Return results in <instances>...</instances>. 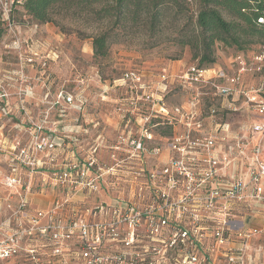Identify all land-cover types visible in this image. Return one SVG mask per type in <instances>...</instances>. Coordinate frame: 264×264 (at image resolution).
I'll use <instances>...</instances> for the list:
<instances>
[{
	"label": "built area",
	"instance_id": "1",
	"mask_svg": "<svg viewBox=\"0 0 264 264\" xmlns=\"http://www.w3.org/2000/svg\"><path fill=\"white\" fill-rule=\"evenodd\" d=\"M10 1L0 0L1 21L22 3ZM3 48L6 195L0 200L7 214L0 220V264L15 258L26 264H258L253 252L262 246L253 249L251 242L264 236L263 51L235 53L224 66L196 63L180 75L165 69L150 81L139 69L125 71L120 128L105 145V161L100 145L63 157L51 109L37 120L29 115L26 97L35 93L13 91L28 78L6 69L2 59L11 47ZM38 56L32 52L25 62ZM176 84L190 96L172 104L167 96ZM58 93L54 105L62 99L83 108L81 96ZM14 95L27 122L15 121ZM245 112L259 121L243 128L228 119ZM47 189L64 194L52 208L32 211L29 195ZM78 194L83 198L74 201ZM248 211L254 224L246 222Z\"/></svg>",
	"mask_w": 264,
	"mask_h": 264
},
{
	"label": "rangeland",
	"instance_id": "2",
	"mask_svg": "<svg viewBox=\"0 0 264 264\" xmlns=\"http://www.w3.org/2000/svg\"><path fill=\"white\" fill-rule=\"evenodd\" d=\"M190 8L196 11L195 0H191ZM104 27L103 23L93 22L87 17L60 13L55 14V22L38 24L26 12L22 3L13 4V11L7 22L0 19V48L5 51L4 45L11 47L9 53L4 54L2 62L14 76L24 74L28 78L23 84L15 82L13 91L27 88L35 93L33 97H26L25 107L29 115L37 120L46 110L51 109V120L55 122L62 109L64 110L62 118L68 121L66 124H71V121L79 115L77 103L70 104L61 99L57 105H54L58 100V92L63 90L83 98L85 104L81 116L84 119L91 114L100 120L99 124L89 129L88 137L79 141L82 148L78 150L82 153L89 152L92 146L97 145H100L99 152L104 151L105 145L113 140V135L120 128L118 118L121 113L118 110V102L127 95V91L112 88L114 79L122 77L125 71L134 69L156 74L173 67L180 75L197 61L193 59L188 47L182 49L169 42L149 47L146 35L138 32L120 36L117 42L111 44L109 53L105 57L96 58L93 55L92 40ZM15 40L21 44L19 48L13 47ZM235 51L234 47L219 44L216 49L218 62L227 63L236 53ZM258 51L264 52V44L251 45L248 49L250 55ZM32 52L39 54L37 61L34 64L25 62V58L30 57ZM49 54L51 57L58 54V57L53 60L48 57ZM105 86L109 87V92H104ZM172 89L173 91L167 96V100L172 104L182 103L190 96V93L178 84ZM47 93H50L48 97ZM13 101L15 121L27 122L28 116L19 108L17 95H14ZM254 118L259 121L258 117H248L246 112L228 117L234 124L243 128L247 127ZM13 126L11 122L10 128ZM61 128L62 126L57 127L56 135L62 132ZM18 132L19 130L16 129L15 133ZM69 142L71 140L68 138L67 143ZM71 146L73 147L74 144L71 143ZM1 159L3 157L0 155V161ZM3 177L0 169L1 193L5 190L2 184ZM63 194L60 190L58 198ZM102 195L103 200L108 201V197L104 193ZM94 198L97 196L93 194L87 202L92 204L95 202ZM251 214V211L247 212V216ZM251 243L253 249L262 246V252H256V256L253 252V255L255 259L257 258L258 264H264V236L255 237ZM1 264L26 263L15 258Z\"/></svg>",
	"mask_w": 264,
	"mask_h": 264
},
{
	"label": "trees",
	"instance_id": "3",
	"mask_svg": "<svg viewBox=\"0 0 264 264\" xmlns=\"http://www.w3.org/2000/svg\"><path fill=\"white\" fill-rule=\"evenodd\" d=\"M22 0L39 23L55 22V14L75 15L103 23L92 40L94 57H105L111 44L132 32L144 33L149 47L169 42L188 47L202 67L218 63L219 44L248 52L264 44V0Z\"/></svg>",
	"mask_w": 264,
	"mask_h": 264
},
{
	"label": "crops",
	"instance_id": "4",
	"mask_svg": "<svg viewBox=\"0 0 264 264\" xmlns=\"http://www.w3.org/2000/svg\"><path fill=\"white\" fill-rule=\"evenodd\" d=\"M226 64V63H225ZM225 64H222L220 62H218V64L216 66H224ZM167 70H170L172 72H176V70H174L173 67L170 68H166ZM163 71V70H162ZM161 71V72H162ZM144 75L147 76V81H150V79H152V76L154 75H158V73L154 74L153 72H143ZM177 73V72H176ZM121 77L114 79L113 83H112V88H116L118 90L120 89H124L121 86ZM109 87L105 86V88L103 89L104 92H109ZM85 104V103H84ZM84 110V107L82 109H79V115L74 118L71 122V124H66V122H68L66 119H63L62 117H64L63 111L61 109L60 113H58L57 119L55 120V123L59 126H62L61 128V132L60 134L56 135V139L57 142L62 143L64 142V148H61L60 151L63 153V157L66 158H74V153H79L81 154V150H78V148H82V145L79 144V141H83L84 139H86V137H88V132L89 129H92V127H95L97 124H99V119L94 118L93 116H91V114L88 115L87 119H84L81 115H82V111ZM120 118V117H119ZM119 118H118V122H119ZM64 124V125H63ZM70 134V135H67ZM113 135V134H111ZM68 138L71 140V142L67 143ZM76 139H79V141H77ZM83 139V140H82ZM71 143L74 144V146H71ZM80 148V149H81ZM101 159L103 160H108V155L105 154V151L99 152ZM82 155V154H81ZM2 161V159H1ZM0 161V166H1V171H3L4 166ZM60 191L58 190H53V189H47L44 192H35L29 195L30 198V209L32 211H36V210H47L50 209L54 206L55 204V200L59 197ZM1 195H6V189L1 193ZM83 194H78L76 195V197L73 198L74 201H76L77 199H82L83 198ZM6 203H4V201L0 200V220H3L7 214L6 209H5ZM246 222L247 223H252L253 219L250 216H247L246 218ZM261 264V263H260ZM263 264V263H262Z\"/></svg>",
	"mask_w": 264,
	"mask_h": 264
}]
</instances>
